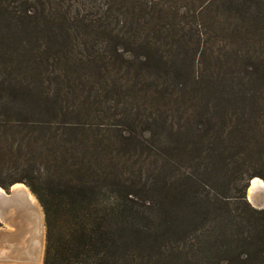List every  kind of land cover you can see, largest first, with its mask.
<instances>
[{
  "label": "trees",
  "instance_id": "obj_1",
  "mask_svg": "<svg viewBox=\"0 0 264 264\" xmlns=\"http://www.w3.org/2000/svg\"><path fill=\"white\" fill-rule=\"evenodd\" d=\"M3 23L13 34L0 44V188L25 184L38 198L44 264H138L127 252L155 240L157 263L203 264L204 236L189 253L169 237L172 119L202 105L211 120L232 60L223 26L241 37L243 78L264 81V0H0ZM255 113L257 151L236 155L251 158V181L264 179ZM243 199L248 210L222 223L218 247L226 230L240 250L229 264H263L264 209Z\"/></svg>",
  "mask_w": 264,
  "mask_h": 264
},
{
  "label": "rangeland",
  "instance_id": "obj_2",
  "mask_svg": "<svg viewBox=\"0 0 264 264\" xmlns=\"http://www.w3.org/2000/svg\"><path fill=\"white\" fill-rule=\"evenodd\" d=\"M222 28L218 35L219 47L223 50L228 45L232 60L229 69L219 71L211 120H204L201 116L204 107L199 105L197 110L194 108L195 113L191 117L181 119L176 116L172 119L175 130L169 139L171 175L165 194L167 201L164 203L166 214L171 216L170 234L174 232L169 237L177 240V243L181 241L182 249L189 253L191 246L204 236L206 243H203V247L207 254L198 258L203 264L220 260L229 264L240 255L231 233L224 229L226 242L221 248L218 247L217 235L222 231V223L232 225L238 210H248L244 196L254 209L264 208V205L255 207L248 199V187L255 172L251 158L248 161L246 154L242 158L236 157L240 152L250 154L249 149L257 151L255 141L254 144L252 142L253 132H247V129L250 120L259 116L255 112L264 111V81L256 74L248 79L243 78L246 63L240 64L235 56L236 51L240 50L241 37L235 33L234 27L232 32L228 26ZM10 34L13 33L9 25L0 24V44L8 49ZM6 57L9 59V51ZM256 63H249L250 68L253 66L254 71H259L257 67L260 64ZM6 99L9 100V96ZM245 113L247 116L244 117ZM16 118L25 120V115ZM180 125L182 132L177 131ZM202 126L213 130L199 134L197 130ZM6 192L11 195V190ZM40 206L45 221V213ZM1 227L12 230L5 223H1ZM152 239L153 236L146 237V240ZM155 241L143 249L132 248L127 254L135 258L138 264H164L156 262L162 251ZM166 255L173 257L175 252L171 248ZM189 261H192L191 257Z\"/></svg>",
  "mask_w": 264,
  "mask_h": 264
},
{
  "label": "bare ground",
  "instance_id": "obj_3",
  "mask_svg": "<svg viewBox=\"0 0 264 264\" xmlns=\"http://www.w3.org/2000/svg\"><path fill=\"white\" fill-rule=\"evenodd\" d=\"M12 192L8 195L0 188V213L6 221V226L16 231L11 234L5 233L0 243L9 244L10 241L14 245L23 244L25 245L23 250L30 254V264H43L42 249L45 247L46 232L43 218H39L42 210L38 199L24 184L15 185ZM248 197L255 207L264 205V181L261 178L257 177L251 181Z\"/></svg>",
  "mask_w": 264,
  "mask_h": 264
},
{
  "label": "crops",
  "instance_id": "obj_4",
  "mask_svg": "<svg viewBox=\"0 0 264 264\" xmlns=\"http://www.w3.org/2000/svg\"><path fill=\"white\" fill-rule=\"evenodd\" d=\"M12 189H11V194H12ZM1 217L4 219L3 215L0 213V222L2 224H6V221L4 219V222L1 221ZM43 213L41 214V216L39 218H43ZM43 222L45 223L44 219ZM34 223V222H33ZM36 226V225H35ZM11 228V227H9ZM12 230H8L6 227H0V241H2V237L5 233H15V231H13V228H11ZM3 232V233H2ZM44 234H42L41 236L43 237ZM23 247H25V245L23 246V244L21 245H14L12 242L9 241V244H5V243H0V264H15L16 262H23L24 264H30V254L28 251H24ZM42 254H43V264H44V256H45V247L44 249H42Z\"/></svg>",
  "mask_w": 264,
  "mask_h": 264
},
{
  "label": "water",
  "instance_id": "obj_5",
  "mask_svg": "<svg viewBox=\"0 0 264 264\" xmlns=\"http://www.w3.org/2000/svg\"><path fill=\"white\" fill-rule=\"evenodd\" d=\"M251 188V182H250V185L248 187V190ZM6 192V191H5ZM249 199V198H248ZM250 201V200H249ZM251 203V201H250ZM252 204V203H251ZM264 209V208H263ZM1 221L4 222V219L1 217ZM44 227H45V232H46V226H45V223H44ZM45 248H46V240H45Z\"/></svg>",
  "mask_w": 264,
  "mask_h": 264
}]
</instances>
